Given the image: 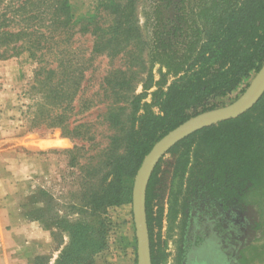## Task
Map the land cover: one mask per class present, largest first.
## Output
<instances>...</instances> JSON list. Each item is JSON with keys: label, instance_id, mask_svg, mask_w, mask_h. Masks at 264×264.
I'll return each mask as SVG.
<instances>
[{"label": "trees", "instance_id": "trees-1", "mask_svg": "<svg viewBox=\"0 0 264 264\" xmlns=\"http://www.w3.org/2000/svg\"><path fill=\"white\" fill-rule=\"evenodd\" d=\"M201 2L196 17L203 25L217 22L219 28L202 46H197L196 30L181 55L172 50L171 34L154 30L145 59L128 53L133 63L104 77L103 123L112 135L104 149L86 160L80 154L83 147H67L72 167L84 181L82 206L78 219L71 217L73 212L55 220L52 253L36 256L32 264H93L106 246L105 210L130 201L135 175L154 144L188 119L216 109L217 99L231 94L264 64V0L242 1L227 9L228 0ZM167 4L150 0L143 16L163 21ZM139 34L135 0H98L91 14L77 16L69 0H0V61L25 55L34 66L30 94L40 102L30 114L29 127L43 126L65 142L93 145L95 135L74 120V99L89 68L88 61L74 53V35L92 38L91 55L116 57ZM155 66L161 76L173 79L170 85L153 82ZM152 86L156 91L147 103ZM152 108L164 116H154ZM194 135L201 136L193 159L204 162L202 196L217 201L224 214L234 207L240 223L260 229L264 238V94L244 115ZM147 224L149 228L148 216Z\"/></svg>", "mask_w": 264, "mask_h": 264}, {"label": "rangeland", "instance_id": "rangeland-1", "mask_svg": "<svg viewBox=\"0 0 264 264\" xmlns=\"http://www.w3.org/2000/svg\"><path fill=\"white\" fill-rule=\"evenodd\" d=\"M149 1L135 0L140 34L130 45L121 47L116 57L91 55L92 38L89 35H74V53L88 61L89 66L74 99V120L85 124L95 135L93 145L80 140H66L67 144L43 126L29 127L30 114L40 98L30 94L34 66L25 55L11 59L14 62L13 71L11 67H5L6 76L0 77V80H6L7 85L0 97V206L4 209L16 206L24 220L36 224L47 240L45 248L27 264H32L36 256L52 253L55 246L50 233L56 219L73 212L74 216L71 217L78 219L77 212L85 194L84 181L78 169L72 167L70 154L66 150L74 145L83 147L80 154L86 160L108 145L112 134L103 123L105 104L101 91L106 74L128 68L133 63H130L128 53L135 52L144 58L154 30L171 34L172 50L182 55L196 30L200 32L197 46H202L207 37L219 29L217 22L203 25L196 17L201 0H168L165 19L159 21V18L155 22L143 16L144 12H148L145 8H148ZM242 1L252 0H228L229 3H225L228 6L224 9L234 3L239 5ZM69 4L77 16L91 14L98 0H69ZM220 18L219 12L215 20ZM257 33L260 35L259 31ZM142 42L147 46H143ZM144 64L148 66L145 61ZM255 75L251 74L231 94L217 99V108L228 106L239 98ZM152 77L153 82L164 83V87L173 81L170 76H161L158 66L153 67ZM0 90L2 92L3 88ZM154 91L156 87L152 86L145 102H151ZM141 92L142 88L138 86L136 93ZM152 112L154 116H164L159 114L157 108H152ZM194 134L171 148L154 168L146 210L151 264H264L261 230L246 228V221L241 224L234 207H229L225 215L217 201L206 200L202 196L204 162L193 159L198 152L196 149L201 136ZM70 153L74 155V149ZM9 195L11 199H7ZM131 203L132 194L128 203L105 210L108 230L106 246L94 256L93 264H137ZM0 237L1 249V234ZM252 247L259 249L251 250Z\"/></svg>", "mask_w": 264, "mask_h": 264}, {"label": "water", "instance_id": "water-1", "mask_svg": "<svg viewBox=\"0 0 264 264\" xmlns=\"http://www.w3.org/2000/svg\"><path fill=\"white\" fill-rule=\"evenodd\" d=\"M263 94L264 64L246 90L233 103L200 113L188 119L155 143L145 156L134 178L131 203L136 238L137 264H151L145 200L148 182L160 159L176 144L192 134L242 116L260 100Z\"/></svg>", "mask_w": 264, "mask_h": 264}, {"label": "crops", "instance_id": "crops-1", "mask_svg": "<svg viewBox=\"0 0 264 264\" xmlns=\"http://www.w3.org/2000/svg\"><path fill=\"white\" fill-rule=\"evenodd\" d=\"M5 67H11L13 71V60L0 61V77L6 76ZM0 82L2 83L0 88H3L2 92L0 90L1 97L7 85L6 80H0ZM7 199H11V195ZM0 234L3 240V247L0 249V264H27L45 248L47 243L40 228L24 220L16 206L6 209L0 206Z\"/></svg>", "mask_w": 264, "mask_h": 264}, {"label": "built area", "instance_id": "built-area-1", "mask_svg": "<svg viewBox=\"0 0 264 264\" xmlns=\"http://www.w3.org/2000/svg\"><path fill=\"white\" fill-rule=\"evenodd\" d=\"M0 245H1V237H0Z\"/></svg>", "mask_w": 264, "mask_h": 264}]
</instances>
